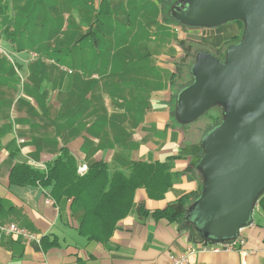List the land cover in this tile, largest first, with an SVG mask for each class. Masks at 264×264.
Returning <instances> with one entry per match:
<instances>
[{"label": "crops", "instance_id": "0c3cea01", "mask_svg": "<svg viewBox=\"0 0 264 264\" xmlns=\"http://www.w3.org/2000/svg\"><path fill=\"white\" fill-rule=\"evenodd\" d=\"M86 1L76 4L79 14L68 15L65 25L73 30L65 60L72 72L46 66L51 60L24 59L19 51L24 48L14 43L15 65L0 55L6 59L0 60V216L49 243L44 249L0 234V264H169L173 254L213 243L203 239L189 216L169 221L152 212L199 185L195 155L184 152L185 129L170 123L171 79L185 57L182 44L195 40L219 47L240 33V24L229 21L175 33L176 26L165 25L154 9L156 3H148L158 0H133V16L125 8L132 0ZM23 6L22 0L10 6L23 18L20 28L26 27ZM63 146L77 158L82 173L93 161H106L112 175L132 161L169 160L174 183L163 199L138 188L134 209L118 221L110 240L87 239L79 232L84 210L73 199L55 201L51 186L11 180L14 164L42 167ZM172 155L180 156L170 159ZM139 204L149 213L142 214ZM241 234L247 239L243 250L198 251L187 264H264V217L256 213ZM252 249L256 252L246 253Z\"/></svg>", "mask_w": 264, "mask_h": 264}, {"label": "water", "instance_id": "95a60500", "mask_svg": "<svg viewBox=\"0 0 264 264\" xmlns=\"http://www.w3.org/2000/svg\"><path fill=\"white\" fill-rule=\"evenodd\" d=\"M172 14L191 27L245 24L224 60L197 52L193 81L178 93L176 107L182 124L216 105L223 108L222 121L202 138L197 168L204 187L186 217L206 241L235 240L254 222L255 205L264 193V0H203L196 6L179 0Z\"/></svg>", "mask_w": 264, "mask_h": 264}, {"label": "trees", "instance_id": "16d2710c", "mask_svg": "<svg viewBox=\"0 0 264 264\" xmlns=\"http://www.w3.org/2000/svg\"><path fill=\"white\" fill-rule=\"evenodd\" d=\"M178 1L158 0L155 7L161 12L165 25L191 27L180 23L172 14V9ZM9 4V0H0V32L5 39L13 41L16 48L23 49L21 38L16 43L14 39L17 34L21 36L22 31L19 30V24L24 21L18 13H11L12 9ZM96 20L99 21L100 18H96ZM29 21L31 20L27 19L26 22L25 19V24ZM237 22L241 27L240 33L219 47H212L195 40H186L182 44L185 48V57L177 64L176 73L171 79L170 123L176 128L185 129L183 145L186 146V150L184 152L195 155L192 164L198 173L199 185L196 190L187 192L167 206L154 210L152 213L157 219L184 220L190 206L203 190V175L197 168V162L204 153L201 141L205 134L222 121L223 108L216 105L195 121L182 124L176 117L177 97L180 90L193 81L191 67L197 52L207 51L224 60L228 47L240 41L245 24L241 20ZM85 36H82L78 41H81ZM0 60L6 59L0 58ZM8 70L11 73L14 72L12 66ZM177 156L169 157L173 159ZM108 169V163L100 160L91 162L86 172H80L77 158L66 146H63L59 155L45 164V167H35L27 162L14 164L11 169V180L20 184L40 183L43 186H51L50 195L54 197L55 201H60L62 198L73 199V205L80 206L84 210L79 224V232L87 239L107 243L118 227V221L134 209V197L138 188L144 187L150 198L163 199L173 185L176 176L170 170L169 160L132 161L126 169L116 170L112 175L109 174ZM258 202L261 210L257 214L264 217V193L259 197ZM138 210L144 215L149 213V210L142 204L138 205ZM52 243L53 241H50V244ZM48 245L47 238L42 237L41 246H37L45 249Z\"/></svg>", "mask_w": 264, "mask_h": 264}, {"label": "rangeland", "instance_id": "374dc122", "mask_svg": "<svg viewBox=\"0 0 264 264\" xmlns=\"http://www.w3.org/2000/svg\"><path fill=\"white\" fill-rule=\"evenodd\" d=\"M13 1L14 0H9L10 3L9 6L13 4ZM17 1L18 0H15V2ZM82 2L86 3L87 1L86 0H22V3L24 4L23 11L27 10L26 22L27 19L31 21H29V23L26 24V27L19 28V30L22 31L21 36L17 34L14 40L16 43L21 38V42L24 49L19 51L23 52V55L25 56L24 59L29 58V60H51L50 62H46V66L47 65L51 67L60 66V68H64V66H66L65 60H67V54H68L67 45L69 46L67 42H68V38L71 37L70 34H72L73 32L72 29L67 30V27L65 26L68 21L67 16L71 14L74 15L79 14L80 8L76 4L82 6L83 5ZM187 2L190 5L196 6L202 4L203 0H187ZM132 3L133 0L131 2H126L125 8L127 9V12H129V14L133 16L135 14V12L133 11L137 7L132 8L131 6ZM148 3L152 5L155 4L156 1L154 2L148 1ZM12 11L15 12L13 9ZM43 11H45V16H42V14H44ZM18 12H15V14H17ZM38 19H42V23H39ZM175 33L177 32L175 31ZM43 41H46V43L43 44ZM12 43L13 41L11 40L9 41L4 37H2L1 39L2 47L6 50L7 53L10 54L11 57L16 59L13 53L17 49H14V45ZM36 48H39L40 51L39 53H41V55L40 54L37 55V52H35L37 51ZM32 52L36 53V57L34 58L31 57ZM203 62H208V60L205 59L203 60ZM197 213H198L197 211H194L191 215L195 216ZM209 222L211 223L210 220Z\"/></svg>", "mask_w": 264, "mask_h": 264}, {"label": "built area", "instance_id": "2783aa9c", "mask_svg": "<svg viewBox=\"0 0 264 264\" xmlns=\"http://www.w3.org/2000/svg\"><path fill=\"white\" fill-rule=\"evenodd\" d=\"M181 26H176L175 31L178 32L181 30ZM2 34L0 32V55L5 56L8 60H10L13 64L15 63V59L10 56L9 53L6 52V50L2 47L1 45V39H2ZM31 57L34 58L36 57V53L32 52ZM15 65V64H14ZM65 69H67L64 66ZM69 72H72V69H67ZM23 142V139H21ZM42 167H45L43 165ZM260 205L259 202L257 201L255 205V214L260 212ZM0 234L4 236H11V237H19L22 238L28 242H33L37 244L38 246H41V237L37 232H34L24 226L18 225L13 222H7L3 221L1 216H0ZM247 239L245 236L240 234L239 237H237L235 240H229L225 241L223 243H206L202 244L199 247H189L186 251L179 253V254H173L170 256V261L169 264H187L189 262V257L191 254L198 252V251H213V252H218L221 250L225 251H230V250H243L245 248ZM262 252H264V246L261 249ZM256 250H246V253H255Z\"/></svg>", "mask_w": 264, "mask_h": 264}]
</instances>
